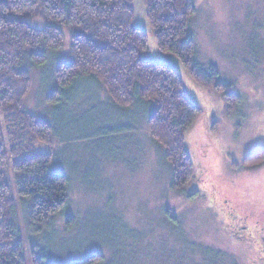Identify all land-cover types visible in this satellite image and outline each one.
<instances>
[{
  "label": "rangeland",
  "instance_id": "1",
  "mask_svg": "<svg viewBox=\"0 0 264 264\" xmlns=\"http://www.w3.org/2000/svg\"><path fill=\"white\" fill-rule=\"evenodd\" d=\"M133 8L136 27L148 36L145 58L175 68L201 109L186 134L193 177L182 189L173 187L171 166L142 104L116 107L100 86L86 81L74 85L63 107L49 101L56 68L70 61L72 34L61 27L63 45L33 69L23 108L53 128L52 143L38 147L53 156L50 170L67 177L65 208L37 233L14 174L6 172L26 264H32L33 250L54 264H255L203 181L208 174L220 196L263 222L264 153L245 159L264 152V0H195V61L217 70L218 86L161 53L143 0H133ZM22 21L38 30L49 24L36 9Z\"/></svg>",
  "mask_w": 264,
  "mask_h": 264
},
{
  "label": "trees",
  "instance_id": "2",
  "mask_svg": "<svg viewBox=\"0 0 264 264\" xmlns=\"http://www.w3.org/2000/svg\"><path fill=\"white\" fill-rule=\"evenodd\" d=\"M143 2L158 50L176 56L190 75L218 86L217 70L204 69L195 61L190 28L195 0ZM35 9L49 22L40 30L22 21ZM61 27L72 34L70 61L56 68V89L49 101L63 107V98L74 85L86 81L100 86L116 107L132 109L142 104L151 134L171 166L173 187L182 189L193 177L186 134L201 109L188 97L175 68L145 58L148 36L135 25L133 0H0V264H26L7 171L15 176L18 195L28 206L29 224L37 233L68 201L67 177L50 170L53 156L38 147L52 143L53 128L23 108L33 69L45 65L48 54L63 45ZM259 153L264 152H255L245 161ZM32 252V264H54Z\"/></svg>",
  "mask_w": 264,
  "mask_h": 264
},
{
  "label": "flooded vegetation",
  "instance_id": "3",
  "mask_svg": "<svg viewBox=\"0 0 264 264\" xmlns=\"http://www.w3.org/2000/svg\"><path fill=\"white\" fill-rule=\"evenodd\" d=\"M203 182L210 198L216 199L219 203L220 210L234 239L253 252L255 264H264V217L262 223L254 221L252 220V213H248L239 203L220 196L215 182L211 180L208 174Z\"/></svg>",
  "mask_w": 264,
  "mask_h": 264
}]
</instances>
